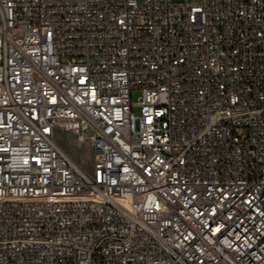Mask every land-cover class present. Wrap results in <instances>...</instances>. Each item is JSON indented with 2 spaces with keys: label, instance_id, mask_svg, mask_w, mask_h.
Listing matches in <instances>:
<instances>
[{
  "label": "built area",
  "instance_id": "built-area-1",
  "mask_svg": "<svg viewBox=\"0 0 264 264\" xmlns=\"http://www.w3.org/2000/svg\"><path fill=\"white\" fill-rule=\"evenodd\" d=\"M0 264H264V0H0Z\"/></svg>",
  "mask_w": 264,
  "mask_h": 264
},
{
  "label": "rangeland",
  "instance_id": "rangeland-1",
  "mask_svg": "<svg viewBox=\"0 0 264 264\" xmlns=\"http://www.w3.org/2000/svg\"><path fill=\"white\" fill-rule=\"evenodd\" d=\"M142 0H139L141 2ZM191 6L203 7L205 0H189ZM142 96L141 91H136L132 95V102L138 103ZM134 114H140V107H134ZM57 144L74 160V162L88 173H93L95 168V150L89 137L81 141L80 138L62 129L55 131Z\"/></svg>",
  "mask_w": 264,
  "mask_h": 264
}]
</instances>
